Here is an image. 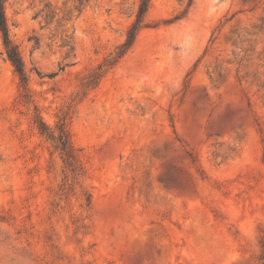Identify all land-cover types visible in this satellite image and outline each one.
I'll return each instance as SVG.
<instances>
[{
  "label": "rangeland",
  "instance_id": "rangeland-1",
  "mask_svg": "<svg viewBox=\"0 0 264 264\" xmlns=\"http://www.w3.org/2000/svg\"><path fill=\"white\" fill-rule=\"evenodd\" d=\"M140 1L6 0L0 264H264V0Z\"/></svg>",
  "mask_w": 264,
  "mask_h": 264
},
{
  "label": "trees",
  "instance_id": "trees-1",
  "mask_svg": "<svg viewBox=\"0 0 264 264\" xmlns=\"http://www.w3.org/2000/svg\"><path fill=\"white\" fill-rule=\"evenodd\" d=\"M5 3H6V0H0V30L4 34V41H5V45L7 47L9 59L11 60L13 65L15 66L17 72L20 74L22 82H26L27 73L25 70L24 61L22 59V56H21L17 46L12 43L11 38L9 36V31H8V27H7V20H6V13H5ZM149 6H150V0H141L140 1L139 7H138V10L136 13V18L133 21L131 27L127 31L125 41L119 47L120 49L118 52V57L125 54L135 43V40H136L138 33L140 32V30L144 26V19H145L147 11L149 9ZM71 50H72V47H70V49L67 51L66 57L70 56ZM64 136L63 137L61 136V138L63 139V141L61 139V142L63 145L62 149L66 150V153L69 156V158L74 159L72 147H70L68 145V141L66 139H64Z\"/></svg>",
  "mask_w": 264,
  "mask_h": 264
}]
</instances>
